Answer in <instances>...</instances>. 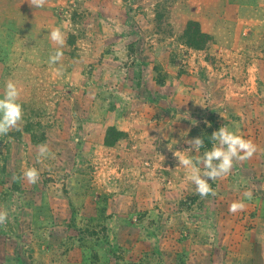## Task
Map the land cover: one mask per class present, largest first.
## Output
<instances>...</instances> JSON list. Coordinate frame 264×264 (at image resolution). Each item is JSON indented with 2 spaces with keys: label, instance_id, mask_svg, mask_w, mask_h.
<instances>
[{
  "label": "rangeland",
  "instance_id": "rangeland-1",
  "mask_svg": "<svg viewBox=\"0 0 264 264\" xmlns=\"http://www.w3.org/2000/svg\"><path fill=\"white\" fill-rule=\"evenodd\" d=\"M9 79L0 264H264V0H0V98ZM209 124L257 151L201 198L173 153Z\"/></svg>",
  "mask_w": 264,
  "mask_h": 264
},
{
  "label": "clouds",
  "instance_id": "clouds-1",
  "mask_svg": "<svg viewBox=\"0 0 264 264\" xmlns=\"http://www.w3.org/2000/svg\"><path fill=\"white\" fill-rule=\"evenodd\" d=\"M29 6L32 8H43L48 0H27ZM48 39L57 46L54 53L50 54L48 63L49 65H56L63 57V47L66 43L65 34L61 28L54 27L48 32ZM54 71L57 75L60 74V69L55 68ZM21 90L17 84L9 79L4 88L3 98H0V135H7L10 131L21 130L20 125L23 120V107L19 103ZM195 122V121H194ZM196 123V122H195ZM193 123V124H195ZM207 123V121H205ZM211 127V125H208ZM182 134L188 135L187 132ZM213 143L211 150L205 151L202 156L195 158L185 155V153L199 152L204 147V141L201 137H196L191 140H186L185 143L189 148L185 151H176L173 153L174 157L179 162V167L185 169L186 180L195 185L196 193L205 198L208 195L216 196L215 190L211 187L208 179L212 181L218 178H223L230 174L234 161H246L253 157L257 151L256 145L243 136L230 131L226 126H222L219 130L211 135ZM37 159L42 162L43 159L54 155L50 153L47 144L37 145ZM169 150H171L169 148ZM203 165V171L201 167ZM39 172L36 168H27L23 170V178L30 184H36L39 180ZM13 179H18L13 177ZM247 199H252L251 191L244 193ZM246 205L243 201H234L229 206V212L236 214L237 212L244 211ZM8 220V212L0 210V226L6 225Z\"/></svg>",
  "mask_w": 264,
  "mask_h": 264
},
{
  "label": "trees",
  "instance_id": "trees-1",
  "mask_svg": "<svg viewBox=\"0 0 264 264\" xmlns=\"http://www.w3.org/2000/svg\"><path fill=\"white\" fill-rule=\"evenodd\" d=\"M217 130H219V127H214V125H212L211 128H207L206 126L197 127L193 129V131L191 132L192 138L201 137L203 139L204 147L200 149L202 153H204L205 151L211 150L213 143H215L214 141H212L211 135L213 132ZM122 136H123V133L118 131V136L111 141H107V145L109 146L115 145L116 142Z\"/></svg>",
  "mask_w": 264,
  "mask_h": 264
}]
</instances>
